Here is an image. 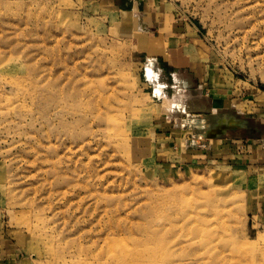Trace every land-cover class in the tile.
Listing matches in <instances>:
<instances>
[{
	"label": "rangeland",
	"instance_id": "1",
	"mask_svg": "<svg viewBox=\"0 0 264 264\" xmlns=\"http://www.w3.org/2000/svg\"><path fill=\"white\" fill-rule=\"evenodd\" d=\"M169 1L198 27L228 99L196 127L189 93L163 77L162 112L194 147L227 119L215 138L238 140L220 157L168 151L161 99L143 91L112 11L96 0H0L9 264H123L109 250L139 227L168 234L179 264H264V0Z\"/></svg>",
	"mask_w": 264,
	"mask_h": 264
},
{
	"label": "crops",
	"instance_id": "2",
	"mask_svg": "<svg viewBox=\"0 0 264 264\" xmlns=\"http://www.w3.org/2000/svg\"><path fill=\"white\" fill-rule=\"evenodd\" d=\"M96 1L115 14L114 23L131 46L130 61L139 69V77L142 76L143 91L150 100V93L154 98L161 99L158 100L160 103H153V106L159 109L157 131L161 134L160 139L170 145L168 151L174 150L171 153L176 152L174 157L177 159H199L206 156L213 159L225 155L228 146H234L230 142L236 143L238 139H216L217 135L211 137L212 132L205 131L199 135L197 133L196 143L205 139L207 147H194L188 135L173 123L170 124L167 113L162 112L167 98L164 94L167 85L162 83L163 77L175 79L173 82L189 93L188 100L192 105L186 112L199 119L195 122L196 127H207V119L227 109L225 104L228 93L224 88L227 85L218 86L221 79L213 81L217 75L209 66L210 52L198 27L181 19L169 0ZM177 107L180 108L181 105ZM220 123V126H226L227 119ZM223 130L219 128V133L223 134ZM9 245L11 244L7 243L4 234L1 235V264H9L12 260L11 255L3 249V246Z\"/></svg>",
	"mask_w": 264,
	"mask_h": 264
},
{
	"label": "bare ground",
	"instance_id": "3",
	"mask_svg": "<svg viewBox=\"0 0 264 264\" xmlns=\"http://www.w3.org/2000/svg\"><path fill=\"white\" fill-rule=\"evenodd\" d=\"M165 235L168 236L166 233L155 234L139 227L137 233L124 235L125 238L121 239L124 241V245L113 251L109 250V256L118 263L123 264L125 262L130 264H141L143 262L144 264H179L177 259L180 254H176L171 249L175 244H169L171 239L165 237ZM189 260L191 259H188L187 262Z\"/></svg>",
	"mask_w": 264,
	"mask_h": 264
},
{
	"label": "water",
	"instance_id": "4",
	"mask_svg": "<svg viewBox=\"0 0 264 264\" xmlns=\"http://www.w3.org/2000/svg\"><path fill=\"white\" fill-rule=\"evenodd\" d=\"M219 128H226V126L223 127V126H220V125H219V126L217 127V129H216V132L219 131ZM216 132L212 133V134H211V137H212V136L214 137Z\"/></svg>",
	"mask_w": 264,
	"mask_h": 264
},
{
	"label": "trees",
	"instance_id": "5",
	"mask_svg": "<svg viewBox=\"0 0 264 264\" xmlns=\"http://www.w3.org/2000/svg\"><path fill=\"white\" fill-rule=\"evenodd\" d=\"M250 139H256V138H250Z\"/></svg>",
	"mask_w": 264,
	"mask_h": 264
}]
</instances>
